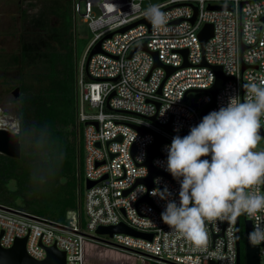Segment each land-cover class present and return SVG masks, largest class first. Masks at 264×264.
I'll use <instances>...</instances> for the list:
<instances>
[{
	"label": "built area",
	"instance_id": "2783aa9c",
	"mask_svg": "<svg viewBox=\"0 0 264 264\" xmlns=\"http://www.w3.org/2000/svg\"><path fill=\"white\" fill-rule=\"evenodd\" d=\"M71 3L74 17L87 24L92 33L85 57L107 34L143 19L148 8L145 4L152 5L148 0ZM187 4L197 8L193 23L190 19L194 12ZM155 5L170 17L167 31L157 33L151 24H139L124 33H114L102 41L103 53L94 55L89 62L91 80L84 77V61L80 67L76 124L81 128L82 176L84 184L86 180L96 184L85 189L82 197L78 190L77 208L67 211L63 222L0 204L1 248H10L17 239L26 238V252L37 261L44 260L46 249L55 246L65 253L66 264H86V246L90 244L134 257L140 264H236V221L208 223L207 249L194 250L185 238L161 221L166 201L150 193L166 186L170 199L178 202L179 183L170 179L165 170V146L171 144L173 136L189 132L212 102L214 106L205 115L226 105L230 96L238 95L243 100L245 84L264 86V0H165ZM209 6L225 9L209 10ZM175 21L179 23L173 24ZM205 24L213 25V35L202 50L198 34ZM142 43L157 53L160 63L175 71L166 78L162 68H153L154 59L147 52H137L129 58L130 52ZM183 49L188 51L186 67H182L184 59L179 53ZM203 59L209 66H221L228 78L214 99L208 93L190 92L207 90L215 83V73L202 66ZM192 94L202 95L196 98ZM167 107L161 116L160 112ZM153 116L155 122L150 120ZM166 125L170 131L165 129ZM261 131L264 134V127ZM156 138L162 143L151 165L159 173L153 178V186L147 188L138 181L150 174L144 163L148 147ZM142 168L147 175L138 177ZM145 196L151 204L141 202ZM242 216L251 222L252 232L257 221ZM259 216L264 221V213ZM121 223L150 234L151 240L125 234L110 238L95 233L98 227ZM258 246L260 263L264 264V243Z\"/></svg>",
	"mask_w": 264,
	"mask_h": 264
},
{
	"label": "clouds",
	"instance_id": "9594fccd",
	"mask_svg": "<svg viewBox=\"0 0 264 264\" xmlns=\"http://www.w3.org/2000/svg\"><path fill=\"white\" fill-rule=\"evenodd\" d=\"M143 15L154 32L167 31L170 17L159 5H149ZM244 88L243 100L230 96L226 105L210 111L187 135H175L165 146V170L179 183L178 202L170 199L166 186L150 193L166 201L161 221L194 250L207 249L208 223L235 222L241 215L257 221L248 234L249 243H264V221L259 216L264 213V149L258 150L264 139V86L248 83ZM142 169L138 177L147 175Z\"/></svg>",
	"mask_w": 264,
	"mask_h": 264
},
{
	"label": "trees",
	"instance_id": "16d2710c",
	"mask_svg": "<svg viewBox=\"0 0 264 264\" xmlns=\"http://www.w3.org/2000/svg\"><path fill=\"white\" fill-rule=\"evenodd\" d=\"M48 3L36 16L28 18L20 39V54L14 58V62L28 67L40 63L46 69L42 77L48 86L34 97L24 98L20 105L19 159L23 161L29 155L28 160L45 185L53 187L64 181L65 195L54 214L64 220L67 211L77 208L78 190L81 197L83 194L81 128L76 124L77 68L69 10L58 0ZM70 3L71 0L67 1ZM5 160L16 161L0 155V168ZM240 238L241 264H244L242 223Z\"/></svg>",
	"mask_w": 264,
	"mask_h": 264
},
{
	"label": "rangeland",
	"instance_id": "374dc122",
	"mask_svg": "<svg viewBox=\"0 0 264 264\" xmlns=\"http://www.w3.org/2000/svg\"><path fill=\"white\" fill-rule=\"evenodd\" d=\"M48 1L0 0V120L16 124L18 133L20 132L21 120L19 108L23 99L34 97L41 89L48 86L42 77L46 69L40 63H34L28 67L14 62V58L20 54V39L24 25L28 23V18L36 16L44 8V4L49 5ZM58 1L66 4V8L69 10L68 15L72 24L70 33L72 34V48L78 79L80 67L85 59L87 43L91 40L92 33H90L87 24L79 17H74L71 3L70 5L67 4V1L70 2V0ZM148 1L155 5L165 0ZM145 5L148 7V3ZM35 44L41 45L37 41ZM16 87L19 88L18 100L12 95V91ZM201 95L192 94L191 97L198 98ZM261 149H264V139L258 145V150ZM20 159H12L16 161L5 160L3 168H0V204L48 220L63 222V219L54 214L57 213L59 202L65 195L62 194L64 181L53 187L45 185L33 163L28 160L29 155L23 161ZM6 179H8L7 183H4ZM82 188L84 193V182ZM83 219V229L86 231L85 224L87 221L85 217ZM243 220L241 215L240 221L243 222ZM94 247L97 248L88 244L86 251L88 248L93 249Z\"/></svg>",
	"mask_w": 264,
	"mask_h": 264
},
{
	"label": "water",
	"instance_id": "95a60500",
	"mask_svg": "<svg viewBox=\"0 0 264 264\" xmlns=\"http://www.w3.org/2000/svg\"><path fill=\"white\" fill-rule=\"evenodd\" d=\"M193 9V16L190 19V22L193 23L197 14V8L191 4H187ZM209 10H223L224 7L219 6H209ZM264 21V18L262 19ZM179 21L173 22V24H177ZM144 24L147 27H149L150 23L147 19L143 18L141 20H138L128 26H125L115 32H111L98 40L95 45L89 50V52L86 54L85 60H84V77L87 80H91L92 78L88 74V65L91 60V58L99 53H103L101 50V43L104 39H109L113 36L114 33H124L125 31L139 25ZM213 35V25L212 24H205L203 28L200 30L198 37L201 44V48L203 50L206 42L212 37ZM244 47H242V51H244ZM137 52H147L149 53L153 59H154V65L153 68H162L166 72V78L175 71V68L171 66H166L160 63V61L157 59V53L151 52L147 49L146 43H142L135 47L129 54V58H131L135 53ZM179 53L184 59V63L182 67L187 66V49L179 50ZM202 66H208L211 69H213L215 73V83L214 85L207 89H194L190 90V92L195 93H208L211 95V97L214 99L216 94L222 89L225 81H227V77L224 75L222 67L221 66H209L206 64V62L203 59ZM245 66H242V70H245ZM165 78V79H166ZM245 90V89H243ZM158 93H161V89L158 91ZM13 97L18 100L19 98V88L16 87L12 91ZM113 95V94H111ZM214 106V102H212L209 106H207L202 112H201V118H203L206 114V112ZM151 121L155 122V116L150 118ZM137 131L140 133H144V130L138 127H135ZM165 129L170 131L169 125L165 126ZM188 132H181L177 135L183 137L187 135ZM261 136L263 137L264 134L261 131ZM120 140V138L118 139ZM162 143V140L159 138H156L155 142L148 147V153H147V160L144 163L145 166H147L150 170V174L147 178L139 180L138 183H142L147 188H151L153 186V178L158 175V170L153 168L151 165V160L159 154V146ZM98 146V145H97ZM132 154L134 152V149L132 148ZM0 155L6 156L8 158L12 159H19L21 157V141H20V135L18 132H12L7 129H0ZM170 179H172L171 175L168 176ZM96 182H91L86 180L85 181V189H89L92 186H94ZM141 202H146L148 204H151L150 199L145 196L141 199ZM236 248H237V260L236 264H241V247H240V219L237 218L236 220ZM244 227V264H261L260 263V255H259V246H253L249 243L248 234L251 232V222L249 220H243L242 222ZM98 236H108L112 237L114 234H125L136 238H142L151 240L152 236L150 234L140 233L137 232L129 227H127L124 224H119L116 226H106V227H98L95 232ZM26 244V238L17 239L14 244L10 248H1L0 247V264H66V255L64 252L59 251L55 246L49 247L46 249V257L44 260L37 261L31 258L25 249Z\"/></svg>",
	"mask_w": 264,
	"mask_h": 264
},
{
	"label": "crops",
	"instance_id": "0c3cea01",
	"mask_svg": "<svg viewBox=\"0 0 264 264\" xmlns=\"http://www.w3.org/2000/svg\"><path fill=\"white\" fill-rule=\"evenodd\" d=\"M103 258V259H102ZM86 264H140L134 257L121 252L103 248H88Z\"/></svg>",
	"mask_w": 264,
	"mask_h": 264
},
{
	"label": "bare ground",
	"instance_id": "6f19581e",
	"mask_svg": "<svg viewBox=\"0 0 264 264\" xmlns=\"http://www.w3.org/2000/svg\"><path fill=\"white\" fill-rule=\"evenodd\" d=\"M0 129H7L12 132H18L16 124L6 123L3 120H0Z\"/></svg>",
	"mask_w": 264,
	"mask_h": 264
}]
</instances>
